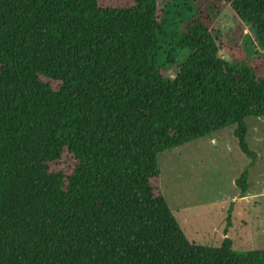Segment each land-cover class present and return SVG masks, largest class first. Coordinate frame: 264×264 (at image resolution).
I'll list each match as a JSON object with an SVG mask.
<instances>
[{
	"label": "trees",
	"instance_id": "1",
	"mask_svg": "<svg viewBox=\"0 0 264 264\" xmlns=\"http://www.w3.org/2000/svg\"><path fill=\"white\" fill-rule=\"evenodd\" d=\"M175 1L0 0V264H264V249L227 238L190 243L157 167L234 126L245 196L264 56L249 60L213 21L229 7L264 51V0Z\"/></svg>",
	"mask_w": 264,
	"mask_h": 264
},
{
	"label": "rangeland",
	"instance_id": "2",
	"mask_svg": "<svg viewBox=\"0 0 264 264\" xmlns=\"http://www.w3.org/2000/svg\"><path fill=\"white\" fill-rule=\"evenodd\" d=\"M168 1L157 0L159 8ZM180 1H175L178 8ZM182 1L190 8H197L202 2ZM99 4L125 7L131 5L132 0H99ZM213 29L224 40L241 44L249 60L264 56L248 28L229 7L221 6ZM218 54L225 60L231 59L225 50ZM175 73L172 70L169 75ZM245 123V141L256 158L248 168L244 197H240V188L234 183L250 159L238 148L233 136L234 126L157 155L160 189L190 243L214 248L227 238L237 253L264 249V118L249 117ZM66 164L62 169L69 166L70 161Z\"/></svg>",
	"mask_w": 264,
	"mask_h": 264
}]
</instances>
